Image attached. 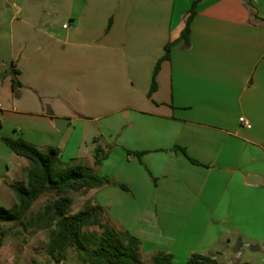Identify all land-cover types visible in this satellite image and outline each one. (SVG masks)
<instances>
[{
  "label": "crops",
  "instance_id": "crops-1",
  "mask_svg": "<svg viewBox=\"0 0 264 264\" xmlns=\"http://www.w3.org/2000/svg\"><path fill=\"white\" fill-rule=\"evenodd\" d=\"M192 2L69 0L62 26L0 5V199L30 163L2 139L22 138L114 183L88 190L92 205L119 231L139 220L142 263L186 240L220 264L264 245V0H201L150 96Z\"/></svg>",
  "mask_w": 264,
  "mask_h": 264
},
{
  "label": "trees",
  "instance_id": "trees-1",
  "mask_svg": "<svg viewBox=\"0 0 264 264\" xmlns=\"http://www.w3.org/2000/svg\"><path fill=\"white\" fill-rule=\"evenodd\" d=\"M201 0H193L185 20L181 37L170 42L165 48L164 57L158 62L154 72L150 96L157 89L156 77L164 61L169 60L172 49L184 41L190 46L192 22L197 15ZM14 86L18 82L14 81ZM13 153L30 160L25 170L26 181L14 182L11 188L16 203L10 207L0 205V264L1 249L8 235L15 229L51 230L46 252L55 264H66L69 251L76 249L87 264H142V242L128 231H119L105 221V208L89 205L77 213H72L74 198L69 195L75 190H91L113 185L114 183L97 175L95 169L84 163L61 160L58 147L42 150L22 138H3ZM139 159L144 153L128 152ZM106 156L103 157L105 159ZM96 165L102 163L100 149L95 152ZM195 162V160L191 159ZM123 189L126 186L121 185ZM52 197L38 210L33 211L36 202L44 196ZM92 228H96L92 230ZM153 264H173V257L166 252H158L152 257ZM188 264H220L210 256L192 254Z\"/></svg>",
  "mask_w": 264,
  "mask_h": 264
},
{
  "label": "rangeland",
  "instance_id": "rangeland-1",
  "mask_svg": "<svg viewBox=\"0 0 264 264\" xmlns=\"http://www.w3.org/2000/svg\"><path fill=\"white\" fill-rule=\"evenodd\" d=\"M69 0H0V5H7L10 10H13L14 5L18 7H23L25 9L30 8L31 6H39L43 9H47V13L44 14V19H48L52 22H56L58 26H62L64 23H68V16L66 12L65 5ZM12 13V11L10 12ZM8 27L0 29V42L4 43V38L9 37ZM19 160H26L25 158H19ZM28 160V159H27ZM30 162V160H29ZM16 164V161L11 163L12 167ZM30 163L28 164L29 167ZM26 176V175H25ZM25 180L21 181L25 183ZM74 198V206L72 211L82 210L85 207L92 204L93 196L89 194L88 190H75L69 193ZM51 195L44 196L41 200L35 203L33 211L37 212L47 203L51 198ZM16 203V199L13 200H2L0 199V205L10 208ZM105 216L107 219L105 221L113 228L115 223L114 218L110 214L109 209H105ZM126 221V220H125ZM128 223L127 229H122L123 231H128L130 234L133 232V229H136V226H139V220H130ZM11 224H1L0 226H10ZM96 228H92L95 230ZM116 229V228H115ZM133 235V234H132ZM51 237V230H36L29 229L24 230L18 228L13 230L5 240V245L3 249V261L4 264H55L46 252V247L49 243ZM167 237L165 235L163 243H166ZM189 237V236H188ZM194 237H199L194 236ZM183 240H186L185 238ZM186 243L189 244L188 248L175 249L172 253H169L173 257V264H188V255L189 253L195 254L199 252L193 251L197 249L198 244L192 240H186ZM165 245H162L164 247ZM257 246V244H255ZM144 250V249H143ZM13 254V256H12ZM191 254V255H192ZM155 255V254H154ZM191 255L189 257H191ZM231 264H264V245L261 244L258 251L252 250L251 246H244L240 253L232 252L231 254ZM229 258V259H230ZM142 264H153L152 259L147 258V255L144 254ZM10 261V262H9ZM66 264H87L84 262L82 256L76 249H71L69 251L68 260Z\"/></svg>",
  "mask_w": 264,
  "mask_h": 264
},
{
  "label": "built area",
  "instance_id": "built-area-1",
  "mask_svg": "<svg viewBox=\"0 0 264 264\" xmlns=\"http://www.w3.org/2000/svg\"><path fill=\"white\" fill-rule=\"evenodd\" d=\"M64 28H67V25L64 26ZM2 108V104L0 102V109ZM243 122H245V125L248 126L249 128L251 127L250 124H248L245 120H242Z\"/></svg>",
  "mask_w": 264,
  "mask_h": 264
}]
</instances>
